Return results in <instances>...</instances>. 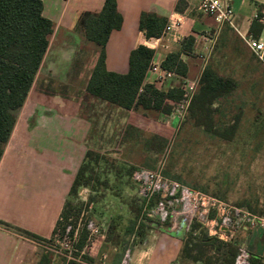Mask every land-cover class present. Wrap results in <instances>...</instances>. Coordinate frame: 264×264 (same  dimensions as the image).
I'll use <instances>...</instances> for the list:
<instances>
[{
	"label": "crops",
	"instance_id": "obj_1",
	"mask_svg": "<svg viewBox=\"0 0 264 264\" xmlns=\"http://www.w3.org/2000/svg\"><path fill=\"white\" fill-rule=\"evenodd\" d=\"M200 1L115 0L121 23L108 36L105 68L109 72L126 73L129 54L138 45L152 49L151 61L161 66L165 55L179 50L183 40L191 36L190 52L181 55L187 67L185 76L174 73L159 81L156 74L145 72L143 80V85H153L162 92L182 90L185 84L194 83L190 104L198 91L203 69L209 66L218 74L208 61L217 52H221L222 58L235 59L237 65L229 67L227 75L225 72L220 75L234 83L232 90L219 99L224 118L219 137L230 141L239 130L245 104L244 94L239 92L238 76L243 77L248 93L261 84L256 77L260 68L254 65L256 58L243 38H264V0H229L232 25L220 24L199 11ZM41 2L42 15L52 22L53 31L26 99L16 112L0 159V222L11 227L0 225V264L49 262L50 256L38 242L52 236L73 180L88 153L121 152L126 140L139 138L140 131L150 132L152 137H170L180 117L173 109L182 98L176 103L167 101L171 108L162 113L142 107L125 110L86 92L99 46L85 38L84 29L96 18L104 0ZM146 12L166 19L173 15L180 23L162 36L147 40L139 30L140 16ZM137 146L132 143V148ZM139 169L144 168L137 166L132 173ZM130 180L137 191L131 175ZM103 200L116 202L117 197L110 193ZM109 226L108 223L105 229L100 228V237L85 251V257L92 260L91 263L86 260L89 264H119L127 249L130 264H181L179 257L188 233L182 220L168 227L153 218L144 226L142 238L132 233L125 246L110 239ZM262 232L243 229L236 235L243 238L241 244L257 258L255 264L264 258V244L261 253L251 249L261 239Z\"/></svg>",
	"mask_w": 264,
	"mask_h": 264
},
{
	"label": "trees",
	"instance_id": "obj_2",
	"mask_svg": "<svg viewBox=\"0 0 264 264\" xmlns=\"http://www.w3.org/2000/svg\"><path fill=\"white\" fill-rule=\"evenodd\" d=\"M120 23L121 17L116 10L115 0H104L96 18L84 29L85 38L99 46L98 57L87 82L86 92L95 98L125 110L132 107H142L143 109L167 113L171 108L170 105H167V101L176 103L182 98L183 91L173 88L167 92H162L153 85H143L146 69L154 53L152 49L145 45H138L131 50L128 70L124 74L106 70L104 63L105 45L110 32L119 27ZM166 23V18L159 17L155 13H142L139 30L147 40L158 38L161 36ZM52 31V22L42 15L41 0H0V159L13 129L16 112L26 99L48 47ZM192 43L193 38L191 36L185 38L179 50L165 55L161 68L172 71L176 75L185 76L187 67L182 61L181 55L190 52ZM233 87L232 81L221 77L209 66H206L198 81V91L188 104L187 112L198 122L200 121L207 130H211L212 124L211 120L209 121V115L217 110L214 104H218L221 95L231 91ZM204 118H208V121H203ZM234 127V125L231 127L229 133L232 134L231 130ZM88 156L89 153L86 158ZM83 169L84 166L76 174L69 195L75 194L77 188L82 185L80 180ZM140 201L142 213L144 201L142 199ZM158 202L157 197L153 198L147 209ZM75 210L76 208L67 200L53 233L64 228L71 212L74 213L75 217L77 216ZM142 217V222L136 225V222L132 223L123 232L126 234L134 233L141 239L144 226L153 219L146 215ZM160 224L170 227L168 222H160ZM0 225L8 229L11 228L3 222H0ZM123 234L121 237L124 236ZM87 235L88 233L82 225L78 230L77 241L74 245L78 251L85 246ZM240 244L241 240L238 236L227 243L209 237L194 223L184 237L179 260L181 264L197 262L217 264L220 261L221 264H233ZM220 255L222 259L219 258ZM84 259L89 263L92 261L88 257H84ZM251 261L252 264H255L258 260L256 257H252Z\"/></svg>",
	"mask_w": 264,
	"mask_h": 264
},
{
	"label": "rangeland",
	"instance_id": "obj_3",
	"mask_svg": "<svg viewBox=\"0 0 264 264\" xmlns=\"http://www.w3.org/2000/svg\"><path fill=\"white\" fill-rule=\"evenodd\" d=\"M253 60L254 65L260 68L256 77L261 80V84L254 88V94L248 93L245 91L248 88L243 77L238 76L239 92L244 94L242 98L245 104L239 130L232 140L219 137L224 118L218 102L214 106L217 110L209 115L211 130H207L192 117L186 108L170 137L162 139L152 137L150 132L140 131L139 138L125 141L121 152L89 155L82 165V185L75 194L68 195V202L77 211L76 217L71 212L69 223L78 230L87 219L93 220L102 230L109 223L110 239L118 244L121 241V246H125L130 234L123 230L132 223L139 224L143 219L141 201L130 180L137 166L152 171L159 169L170 180L228 204L244 207L264 219V69ZM208 62L219 75L224 72L227 75L229 67L237 65L235 59L222 58L221 52H217L212 61ZM206 120L208 118L203 119ZM132 143L139 146L134 149ZM110 193L117 197L116 202L103 200ZM119 230L122 233L118 234ZM121 234L124 236L121 237ZM261 236L251 248L258 253H261L264 244V231ZM47 255L50 256L49 262L60 264L59 258H53L50 253ZM219 258L222 259V256Z\"/></svg>",
	"mask_w": 264,
	"mask_h": 264
},
{
	"label": "built area",
	"instance_id": "obj_4",
	"mask_svg": "<svg viewBox=\"0 0 264 264\" xmlns=\"http://www.w3.org/2000/svg\"><path fill=\"white\" fill-rule=\"evenodd\" d=\"M198 10L214 18L220 24L232 25L233 9L229 0H201ZM180 23V19L169 16L161 36ZM252 55L264 67V38H243ZM146 72L154 73L159 81L170 78L174 72L165 70L157 63L150 61ZM194 90V83L182 87V100L175 107L180 114L188 107L189 98ZM137 184V195L144 201L142 216L157 218L159 222H168L172 227L180 220L186 225L187 232L192 224H197L209 237L227 243L241 230L260 229L264 231V219L251 213L246 208L228 204L214 196L192 189L186 185L164 177L160 171L139 169L131 174ZM157 197L159 202L147 209L149 202ZM44 241L38 242L45 253L59 258L60 264H89L85 251L92 247L100 237V227L91 219L83 225L88 233L85 246L78 251L74 245L77 241L78 228L69 223ZM129 249L122 254L119 264H130ZM252 256L243 244H240L233 264H252ZM47 264H56L53 261ZM258 264H264V258Z\"/></svg>",
	"mask_w": 264,
	"mask_h": 264
}]
</instances>
